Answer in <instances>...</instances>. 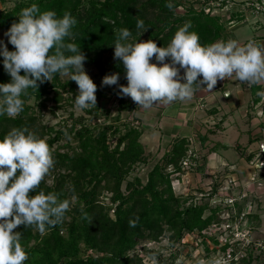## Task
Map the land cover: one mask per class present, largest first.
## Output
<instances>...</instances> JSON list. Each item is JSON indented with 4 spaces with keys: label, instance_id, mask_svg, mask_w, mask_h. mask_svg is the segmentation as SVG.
Returning <instances> with one entry per match:
<instances>
[{
    "label": "trees",
    "instance_id": "trees-1",
    "mask_svg": "<svg viewBox=\"0 0 264 264\" xmlns=\"http://www.w3.org/2000/svg\"><path fill=\"white\" fill-rule=\"evenodd\" d=\"M32 3H36L41 11L54 10L58 16L69 11L76 17L73 36L66 40L81 47L86 56L84 65H94L98 69V73L90 77L97 85L98 99L116 94L119 85L128 83L122 61L114 58V29L127 27L132 32V40L151 39L158 47H166L178 28L186 23L190 24L188 31L198 34L202 45L218 41L226 28L218 17L203 10L187 8L186 12L177 14V4L173 2V9H169L165 0H23L10 10L0 11V29H9L13 22H18L20 10ZM239 18L240 13L235 12L226 18V22ZM137 19H143L148 27L141 35L136 29ZM7 47L10 51L15 50L11 43ZM3 59L0 56V83H8L11 76L5 71ZM150 62L161 63L155 60V54ZM170 62L171 58L166 57L163 63ZM115 73L119 74L117 84L106 85L108 91L99 87V81L105 75ZM20 74H24L23 69ZM60 76L54 74L51 81H37L38 88L27 89V94H22L23 110L15 118L0 115V139L12 128L27 127L46 139L50 146L54 164L36 191L55 192L61 200L76 197L62 222L45 234L35 226L23 224L13 229L22 233L21 244L28 254L24 264H143V255L131 254L142 240L159 241L165 235L169 246L173 247L185 233L203 232L220 221L222 204L195 202L197 193L209 194L211 200L220 186H211L206 193L199 191L200 187L198 192L189 191L187 194H177L174 189L172 178H180L184 170L183 160L191 155L187 137L176 140L162 153L160 160L148 171L146 182L138 175L137 170L147 166L151 154L146 152L141 141L143 129L135 123L138 117L132 116L129 120L123 116L124 112L132 113L139 108L132 98L120 97L114 109H101L97 101L96 106L84 109L87 116L75 117L71 113L70 120L58 128L41 124L37 113H41L49 102L59 108L63 92L71 94L67 99L72 103L79 94L74 80L62 82ZM64 136L68 141L54 148ZM61 148L66 150L61 151ZM51 174L53 181L48 183ZM247 200L248 196L241 195V199L239 196L233 204L227 205L236 211L234 215L241 214L246 209ZM81 202L87 217L82 215ZM208 209L209 213L205 215ZM137 217L136 226L130 227L129 220ZM209 236L218 244L215 236ZM204 243L209 250L207 241ZM221 249L224 252L231 249L232 256L224 264L251 261L248 249L246 255H241L238 246L231 247L229 241ZM152 253L156 254L158 261L170 264L179 255L175 251L164 257L154 250L148 255Z\"/></svg>",
    "mask_w": 264,
    "mask_h": 264
},
{
    "label": "clouds",
    "instance_id": "clouds-1",
    "mask_svg": "<svg viewBox=\"0 0 264 264\" xmlns=\"http://www.w3.org/2000/svg\"><path fill=\"white\" fill-rule=\"evenodd\" d=\"M165 3L173 9V0ZM17 16L19 21L13 22L4 33L15 50L10 51L0 41V56L4 58L5 71L11 76L10 82L0 83V115L15 118L24 107L22 94L26 95L30 87L38 88L37 81H51L57 73L70 75L77 82L79 94L74 99L77 109L96 106L97 85L84 69L86 56L80 46L66 40L73 36L76 17L69 11L63 16L54 10L41 11L36 3L22 8ZM189 27L187 23L179 27L166 47H158L151 39L133 41L127 27L114 29V58L122 61L128 81L127 85H119V94L130 96L142 109H150L174 101H189L198 90L210 92L218 79L225 77L249 85L264 83V44L255 41L242 44L237 39H229L202 45L198 34L188 31ZM147 28L143 19H137L139 35ZM154 54L155 60L161 62L159 65L150 62ZM166 57L171 58L170 63H163ZM180 69H184L182 77ZM198 76L202 79L198 80ZM118 78V73L105 75L102 84H117ZM258 95L264 96V91ZM53 164L46 139L27 127L12 128L0 139V264H24L28 259L21 244L22 233L13 229L23 224L35 226L45 234L62 222L70 203L76 201L74 195L71 200H61L55 192L36 191ZM33 191L35 195H30ZM81 209L87 217L82 202ZM138 220L139 217L130 219L129 226L135 227ZM150 261L158 264L155 253L151 254ZM210 264L224 262L216 258Z\"/></svg>",
    "mask_w": 264,
    "mask_h": 264
},
{
    "label": "crops",
    "instance_id": "crops-1",
    "mask_svg": "<svg viewBox=\"0 0 264 264\" xmlns=\"http://www.w3.org/2000/svg\"><path fill=\"white\" fill-rule=\"evenodd\" d=\"M241 15L240 13V20L234 19L228 23L224 20L226 30L219 40L237 39L242 44L249 41L264 44V19L250 17L242 20ZM244 21V24L250 26L251 31L247 33L243 30L246 26L243 25ZM199 77L202 79V76ZM203 87L206 85H202ZM262 91L264 83L246 86L242 81L225 77L218 79L210 92L198 90L189 101H174L168 105H155L150 109L139 106L135 114H139L138 122L143 129L141 141L146 152H151L154 147L157 152L163 153L176 140L187 137L190 141L191 158L197 163L194 171H185L188 178L192 176L196 184H209V189L211 180L221 179L222 183L230 184L235 179L239 181L237 191H246L245 182L254 172L251 162L257 159L261 152L260 145L264 144V96L258 95ZM233 126L238 132L236 138L232 136L228 143L226 132ZM244 133L246 139L241 138ZM232 142L235 148L242 149L246 161L237 164L235 169L233 162H228L227 155L218 152L220 147L226 149ZM259 174L264 177L260 171ZM226 178H229L228 181ZM241 180L244 182L241 183ZM231 187H234V181L231 182ZM231 187L226 194L232 190ZM250 194L253 196L247 202L257 204L261 200L253 193Z\"/></svg>",
    "mask_w": 264,
    "mask_h": 264
},
{
    "label": "rangeland",
    "instance_id": "rangeland-1",
    "mask_svg": "<svg viewBox=\"0 0 264 264\" xmlns=\"http://www.w3.org/2000/svg\"><path fill=\"white\" fill-rule=\"evenodd\" d=\"M23 1V0H0V11L10 10L12 9L16 3ZM174 3L177 5L175 6V12L177 14H182L186 12L187 7L190 3V0H173ZM239 12V11H235ZM226 17V15H225ZM240 20V19H239ZM224 23V19L220 20ZM226 21V19H225ZM246 21L243 22V25ZM8 29H0V41H2L4 44L8 46V37L4 35V33ZM226 30V28H225ZM224 30V32H225ZM244 33L249 32L250 26L247 24L245 28L243 29ZM251 31V30H250ZM134 41V40H133ZM108 65V63H107ZM159 65V64H158ZM179 67V65H177ZM84 69L87 72V74L91 77L93 75H96L98 73V69L94 65H84ZM184 69H180V75L183 76ZM60 79L62 82H65L70 79V75H64L60 76ZM75 84L77 82L75 81ZM99 87L104 89L105 91H108V87L106 85L102 84V81H99ZM77 91H79L78 86L76 87ZM120 87L119 91L115 94H108V97H102L97 98V101L100 103V108H115L117 101L120 97L128 98L130 99V96L127 95H120ZM71 95L69 92H63V100L61 102V107L57 108L55 104L52 102H49L47 107H44L41 113H37L40 123L43 125H50V126H56L57 128L62 126L63 123H65L66 120H70V115L73 113V115L76 116H87L88 114L85 113V110H79L74 106V102L68 101V96ZM31 103H33V100H30ZM203 104V103H202ZM38 111V110H37ZM116 112V111H114ZM134 112H124L123 116L126 119H132V116L138 117L139 114H135ZM138 113V112H137ZM163 120L166 121V118ZM170 120V119H167ZM138 121V120H137ZM135 122L137 125H141L139 122ZM244 123V122H243ZM143 124H146L143 122ZM159 124V123H158ZM142 128V127H141ZM236 128L229 127L226 132L227 136V142L230 143V140L232 139V136H235L237 134ZM225 136V137H226ZM165 138V136H163ZM243 139H246V134L244 133L242 135ZM68 141V138L66 136L62 137L58 142L54 144V148L61 146L65 144ZM235 142V141H234ZM232 142L231 146L227 147L226 149L219 148L218 152L226 154L228 162H233L234 169L236 168L237 164L245 163V159L243 157V151L241 148H235V144ZM74 143V142H73ZM76 143V142H75ZM74 143V145H75ZM153 150L149 152L151 154L150 161L147 164V166L141 167V169L137 170V173L139 176L143 178V181L146 182L147 180V173L148 171L153 167V165L160 160V156L162 155V151L159 153L155 150L154 147H152ZM191 149V147H190ZM66 148H61V151H65ZM258 158V157H257ZM257 160V159H256ZM256 160H253L251 162V166L253 167V173H251L246 180L245 188L246 191H237L239 181L232 179L234 181V187H231L230 184L222 183L221 179L211 180L210 183L211 186H220L219 191L212 197L211 200H209V197L207 194L197 193V197L195 198V202L200 203H214V204H222L223 210L219 214L220 221L215 224L210 225L208 228H206L203 232L199 230H194L192 233H185L184 237H182L181 241L177 243V245L171 247L168 244V237L163 236L159 241L155 240H142L134 249L131 254L133 253H139L143 255L144 261L143 264H151L150 256L148 255L149 251H158L160 252L164 257H169L172 252L177 251L178 256L171 264H198L199 261L203 260L204 264H210V262L213 259L216 258H222L223 262L225 258H227V252H224L221 249V246L227 243L228 241L231 243V247H235V245L238 246V248L241 250L242 255L245 254V252L248 251L251 252V261L250 263L246 262L245 264H264V177L259 175V169H263V166H258ZM197 165V163H196ZM195 167H192L190 169H185L180 174L179 180L176 179L174 176L172 179L174 184V189L177 194H187L189 191L191 192H198V187H200L199 191H202L203 193L207 192L209 189V184L199 183L196 184L193 182V177L191 176L188 178V175L185 171H194ZM230 167V166H229ZM194 168V169H193ZM171 168H169L170 170ZM193 169V170H192ZM63 171V170H62ZM134 174H132L131 177H133ZM53 174H51L50 177L47 178L48 183H52L53 181ZM192 179V180H191ZM229 178H226L228 181ZM217 182H220L219 184ZM226 182V181H225ZM244 182V180H241V183ZM198 185V187H196ZM191 186H194V188ZM232 188L227 194V189ZM211 192V191H210ZM231 192V193H230ZM250 193H253L254 196L257 197V199H261L258 201V203H254L253 201H248L246 204V209H244L241 214L234 215V212L236 211L232 209V207L229 208L227 205V200L232 197H236L241 199V195L248 196V198L252 197ZM108 195V194H106ZM190 195H192L190 193ZM213 195V194H210ZM107 199L105 201L107 202ZM211 201V202H210ZM188 202H191L190 199H188ZM250 202V203H249ZM210 205V204H209ZM238 210V209H237ZM209 213V209L206 211L207 215ZM235 216V217H234ZM168 234V232H167ZM166 234V235H167ZM205 235V236H204ZM209 235L215 236L218 240V244L212 241V238H210ZM206 239H203V238ZM204 241H207V245L209 246V250H206V245ZM171 247V248H170ZM237 248V247H236ZM248 252V253H249ZM226 253V254H225ZM246 255V254H245ZM158 261V258H157ZM158 264H170L162 263L158 261Z\"/></svg>",
    "mask_w": 264,
    "mask_h": 264
},
{
    "label": "built area",
    "instance_id": "built-area-1",
    "mask_svg": "<svg viewBox=\"0 0 264 264\" xmlns=\"http://www.w3.org/2000/svg\"><path fill=\"white\" fill-rule=\"evenodd\" d=\"M186 7L203 10L212 16L220 18L221 20H225V18L235 10H239L242 14V20H247L250 17L264 19V0H190V3L186 5ZM243 83H245L246 86L252 85H249L247 82ZM260 150L261 152L259 153L256 162L259 167H264V144L260 145ZM194 166H196V162L191 158V155L183 160V168L190 169ZM259 170L264 173V168ZM235 199L236 197L230 196L227 200V204H233ZM230 250L231 249L227 251L228 258L232 256Z\"/></svg>",
    "mask_w": 264,
    "mask_h": 264
}]
</instances>
